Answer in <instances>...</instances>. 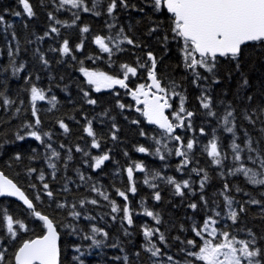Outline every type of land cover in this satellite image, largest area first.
I'll list each match as a JSON object with an SVG mask.
<instances>
[{
  "label": "trees",
  "instance_id": "trees-1",
  "mask_svg": "<svg viewBox=\"0 0 264 264\" xmlns=\"http://www.w3.org/2000/svg\"><path fill=\"white\" fill-rule=\"evenodd\" d=\"M28 2L33 11L30 17L19 0H0V16L4 17L0 22V170L32 200L36 211L55 224L60 234L59 264L81 261L83 264H186L187 260L203 264L188 256V252L198 248L187 241L194 240L197 246L203 244V237L197 236L193 228H202L209 218L215 221L217 231H226L238 240L254 238L255 247L264 249V185L252 184L243 172L236 171L243 165L257 173L264 172L257 158H264V44L242 45L238 60L217 57L213 72L196 69L200 74L197 79L185 67L183 40L172 33L171 14L166 9L155 11L152 0H127V8L117 0L112 15L107 12L110 0H83V5L76 8L71 4L61 5L60 0ZM83 7L90 11H83ZM53 27L58 31L52 32ZM84 27L89 31L82 32ZM121 28L123 33L118 37ZM153 28L157 30L151 31ZM97 35L113 38L106 39L111 54L102 52L94 43ZM124 35L134 43L122 41ZM65 40L68 53L60 51ZM149 52L156 58V76L168 90L161 94L170 105L167 109L170 120L181 124L173 115L179 112L180 96L184 97L186 112L193 113L190 118L186 112L182 113L183 126L174 130L181 141L169 140L164 130L149 124L131 95L130 90L138 85L151 84ZM123 64L137 68V74H129L125 81L127 88L114 84L97 91L80 70L123 78ZM245 79L248 83L243 86ZM33 86L44 92V100L32 101ZM172 91L179 95H172ZM202 96L210 99V109L202 107ZM6 99L11 103L5 105ZM89 99L96 103H89ZM33 107L39 125L35 124ZM209 111L215 115H208ZM227 111L233 113L227 125L233 128L231 133L226 131L223 119ZM61 121L67 131L60 127ZM26 123L33 128L26 129ZM88 126L93 136L85 131ZM33 130L41 135V140L27 135ZM17 135L24 139H17ZM213 138L220 152L219 165L212 162L205 150ZM94 139L99 147L92 146ZM189 140L194 142L191 150L186 149ZM233 143L240 147L239 161L233 158L236 155ZM140 146L148 151L138 152ZM176 148L186 152L189 161L186 165H182L185 157L176 155ZM53 151L58 156H53ZM17 154L20 159H16ZM103 155L109 158L100 167H94V157ZM137 163L143 165V170L135 169ZM50 164L55 168L49 167ZM129 167L134 169L131 181L127 174ZM156 173L159 177H155ZM168 177L181 184L189 181L188 188L182 187L183 195L176 194L175 186L167 182ZM45 183L49 186L47 190L43 187ZM132 187L136 189L134 193ZM117 190L123 191L127 200ZM47 191L53 195L49 197ZM157 192L159 200L155 199ZM225 196L231 198V207L237 211L235 221L229 217ZM81 200L85 201L83 205ZM92 200L97 203H91ZM112 202L121 211L112 212ZM60 204L65 207H58ZM192 204L197 207L193 209ZM125 205L130 210L132 224L123 219ZM73 211L79 215H70ZM148 211L154 216H148ZM5 214L26 226L25 230L17 231L16 238L7 233ZM13 227L18 229L17 224ZM92 227L107 233L106 237L103 233L96 234L103 244L94 246L90 239H84L93 235ZM146 228L158 231L146 238ZM44 231L43 221L32 210L0 195V250H6L5 264H15L18 246ZM152 245L160 250L155 257L147 250Z\"/></svg>",
  "mask_w": 264,
  "mask_h": 264
},
{
  "label": "snow or ice",
  "instance_id": "snow-or-ice-1",
  "mask_svg": "<svg viewBox=\"0 0 264 264\" xmlns=\"http://www.w3.org/2000/svg\"><path fill=\"white\" fill-rule=\"evenodd\" d=\"M23 5L25 13L30 17L33 15L32 8L28 0H19ZM61 5L71 4L74 8L80 7L83 5V0H60ZM120 5L127 8L129 4L127 0H119ZM155 11L159 12L161 9L167 10L172 17V33L174 37L181 38L183 40V48L181 49L185 67L192 70L193 74L197 79H200V74L196 69L198 67L204 68L208 72H213L216 68L217 56L220 57H230L233 60H238L239 54L241 52V46L245 45L247 42H260L264 44V0H152ZM95 7V4L93 5ZM117 7V0H110V3L107 7V12L109 15L114 13V10ZM135 7V5H131ZM83 11L88 12L90 9L88 7H83ZM142 11V9H141ZM99 15V13H96ZM15 15H20V13H15ZM75 15V19H79V16ZM50 18L51 14H50ZM75 19L73 23H75ZM4 17L0 16V22H3ZM60 23V21H57ZM113 27V25H109ZM156 28L151 29V31H156ZM52 32H57L58 29L53 27ZM87 27L82 28V32H88ZM123 29L121 28L120 33H117V36H121ZM47 35V33H45ZM107 40H112V37H102L97 35L94 39V43L97 44L102 52L111 54L112 49L109 47ZM165 42L168 40V37H164ZM122 41H126L128 44H133L134 41L129 39L126 35L122 37ZM77 48H80V45H77ZM68 41L65 40L60 51L62 53L69 52ZM117 50L119 46L117 44ZM148 58L151 61V68L148 69V77L151 80V84L147 86L140 84L135 90H130L132 97L136 100L137 104H143L142 113L148 119L150 123L157 124L160 129H163L165 133L168 134V139L175 141H181V137L174 135V129L177 127L183 126L184 116L181 115L185 113L184 108V97L180 96V107L179 112L173 113L176 120L181 121V124L177 125L173 122H170L168 117L164 114V109L169 108L170 105L165 96H161L158 93H167V89L161 85L160 80L157 78L155 69H156V58L152 55L151 52L148 53ZM43 59V57H41ZM47 63V61H45ZM23 65H21V68ZM139 67H146V65H139ZM237 70L240 68L239 63L236 65ZM121 68L125 69L123 73V78H118L114 76L107 75L103 72H90L85 68H81V72L88 78V83L95 85L96 90L99 91L101 87L111 88L112 85H120L123 88H127L128 85L125 81L128 79L129 74L135 76L137 74V68L129 66L127 64L121 65ZM18 69H14V72ZM195 83V80L193 81ZM248 83L247 79L244 80L243 86H246ZM176 85L173 83V89ZM147 88V90H145ZM156 91H151L152 89ZM172 95H179V93L172 91ZM88 94L85 93V96ZM143 96L144 99L141 100L140 97ZM31 99L33 102L36 100H44V92L38 89L36 86L31 88ZM53 101L55 97L52 98ZM251 99V97H249ZM163 101V102H162ZM91 104L96 103V101L89 99L88 101ZM11 101L4 100V104L8 105ZM201 105L204 109L211 108V101L207 96L201 97ZM121 108L124 105H120ZM141 111V109H137ZM208 115H215L214 112L209 111ZM33 116L36 117L35 124H40V119L37 116L36 109L33 107ZM187 117H192V112H186ZM233 113L227 111L224 115V123L226 131L229 133L233 132L232 127H227L230 122ZM91 122H89V125ZM191 125L189 124V127ZM26 129L33 128L32 124L26 123L24 125ZM60 127L67 131V126L61 121ZM85 131L89 136H93V130L91 126L85 128ZM203 132V129H201ZM142 135L144 133H141ZM27 135L34 137L36 140H41V135L33 130L27 133ZM44 135H49L44 133ZM115 139V136H113ZM17 139H24L23 136L17 135ZM156 143L161 144L160 140H156ZM93 147H99V144L93 140ZM194 146V142L189 140L186 144V149L191 150ZM167 147V144L164 145ZM232 148L236 155L233 157L234 160L239 161L241 159L239 152L240 147L236 143L232 144ZM80 150L79 148L77 149ZM209 157H212V162L214 164H221L220 152L218 151V144L213 138L209 145L205 149ZM249 150L252 151L249 144ZM138 152L145 153L148 151L147 148L140 146L137 149ZM160 151V148H157V152ZM175 153L177 156L185 157L182 161V165H186L189 161L187 159V154L181 148H176ZM53 156H58V153L53 151ZM87 155V153H85ZM109 157L107 155L94 157L95 164L94 167L98 168L100 165L107 160ZM260 160L261 167L264 168V158L257 157ZM16 159H20L19 154H17ZM163 159V157H161ZM252 159V157H249ZM49 167L55 168V165L50 164ZM135 169L143 170V165L140 163L135 164ZM178 170H180L178 168ZM34 171L32 169L29 170ZM133 167L127 169L128 178L131 181L133 178ZM195 171V169H194ZM237 172H243V174L248 178L252 184H261L264 185V179H258L257 176H264V172L257 173L251 168L241 167L236 169ZM159 173L155 174V177H159ZM154 177V178H155ZM43 173L40 176V179L43 180ZM83 180L84 177L81 176ZM169 184L175 186L176 194L183 195L182 187L188 188L189 181L185 180L181 183H177L176 180L172 177L167 178ZM145 183H149L148 180H145ZM155 187V185H151ZM44 189H48V184L43 185ZM203 187V182L201 184ZM227 185H225V190H227ZM133 193L136 191L135 187L130 189ZM93 191H96L93 188ZM118 191V194L121 197H124L127 200V196L123 191ZM0 195H9V196H18L20 200L27 206L28 209L32 210V213L43 221L46 232L43 236L36 237L35 239L25 240L18 247L14 253V262L15 264H58V248H57V232L53 226V221L49 219L48 216L42 215L39 211L35 210L34 204L31 199H29L21 189L14 184L11 180L7 179L0 173ZM47 195L51 197L53 194L51 191H47ZM101 195H104L101 193ZM108 199L107 196L104 197ZM37 200L40 199V196L37 195ZM155 199H160V194L157 192L155 194ZM226 206L229 209V217L235 221L237 219V211L232 209L231 205L233 201L228 196H225ZM91 203H97L96 200L90 201ZM256 203V201H252ZM81 205L85 201H80ZM193 209L197 206L196 204L190 205ZM58 207H65V205L60 204ZM241 207L240 211H243ZM121 211L117 207L115 202H112V212ZM123 219L127 221L128 224H132V218L130 215V210L127 205L122 209ZM73 217L78 216L79 213L73 211L70 213ZM148 216H154V213L151 211L147 212ZM219 215V214H217ZM155 218V217H154ZM4 221L6 223L7 233L12 237L16 238L18 230H25L26 226L22 221L14 220L12 216L5 214ZM157 223L159 220L157 219ZM214 224L215 221L211 218L205 220L204 226L202 228H193V231L196 232L197 236H202L204 232H208V235L215 237L217 235V229L213 228L211 231L208 230L209 224ZM17 224L18 229H14L13 225ZM157 230L145 229L144 235L146 238L152 237ZM91 232L93 235L85 236L84 239H90L91 245L99 246L103 244V241L96 238L97 233H103V230L97 227H92ZM106 237L107 233H103ZM219 235L223 236L222 242L214 243L211 239H205L203 244L197 246L194 240H188L187 244L197 247L198 250L194 252H188V256L194 257L197 261H202L203 264H264V249L255 247V239L251 241L247 240H238L235 236L231 235L228 232H222ZM159 239L164 240L163 234H160ZM149 244L151 241L149 240ZM77 247V251H79ZM151 252L152 256H157L160 252L159 248H156L155 245H152L147 249ZM5 254L6 250H0V264H5ZM74 259H77L74 257ZM127 262V257L124 258ZM169 260L172 258L169 257ZM11 264V262H9ZM80 264H83L81 261ZM186 264H193L192 260H187Z\"/></svg>",
  "mask_w": 264,
  "mask_h": 264
},
{
  "label": "water",
  "instance_id": "water-1",
  "mask_svg": "<svg viewBox=\"0 0 264 264\" xmlns=\"http://www.w3.org/2000/svg\"><path fill=\"white\" fill-rule=\"evenodd\" d=\"M165 9H166V8H165ZM166 11H167V10H166ZM247 43H248V42H247ZM217 57H220V56H217ZM112 86H114V85H112ZM158 94L161 95L160 93H158ZM161 96H162V95H161ZM140 99L143 100L144 97L141 96ZM162 102H163V101H162ZM138 105H141V106H142V109H143V104H142V103H141V104H138ZM166 110H167V108L164 109V114H165V116L168 117L169 121L172 122V121L170 120V118H169V116H168ZM144 117H145V116H144ZM145 118H146V117H145ZM146 120H147V122H148L149 124H152V125H154V126H156V127L159 128V126H158L157 124L150 123V122L148 121L147 118H146ZM159 129H160V128H159ZM161 130H163V129H161ZM174 130H175V129H174ZM0 173H2L3 176L6 177L7 179L11 180V179H10L8 176H6L1 170H0ZM11 181H12L14 184H16L13 180H11ZM21 191H22V190H21ZM2 196H8V197H11V198H13L14 200H16V201L22 203L24 206H26V205L23 203V201L19 199L18 196H9V195H2ZM26 207H27V206H26ZM49 219H50V218H49ZM53 226L55 227L56 232H57V248H58V264H59V262H60V245H59V243H60V234H59V232H58V230H57V228H56V226H55L54 223H53ZM45 232H46V228H45L44 233H43L42 235H40V236H43V235L45 234ZM36 237H39V236H36ZM36 237H34V238H32V239H35ZM27 240H30V239H27ZM22 243H23V242H22ZM22 243H21V244H22ZM21 244H20V245H21ZM18 247H19V246H18ZM17 249H18V248H17ZM17 249H16V250H17ZM15 252H16V251H15Z\"/></svg>",
  "mask_w": 264,
  "mask_h": 264
},
{
  "label": "rangeland",
  "instance_id": "rangeland-1",
  "mask_svg": "<svg viewBox=\"0 0 264 264\" xmlns=\"http://www.w3.org/2000/svg\"><path fill=\"white\" fill-rule=\"evenodd\" d=\"M90 72H97V71H90ZM213 228H215L214 224L210 223L209 226H208V230L211 231ZM220 233H222V232L221 231H217V235L215 237H211V236L208 235V232H204L203 235H202L203 242H204L205 239H211V240H213L214 243L222 242L224 238H223V236L219 235Z\"/></svg>",
  "mask_w": 264,
  "mask_h": 264
}]
</instances>
